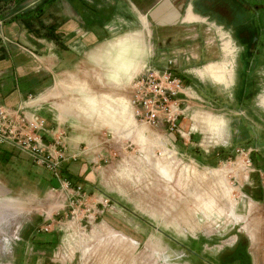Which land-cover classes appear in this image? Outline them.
Listing matches in <instances>:
<instances>
[{
    "label": "rangeland",
    "instance_id": "374dc122",
    "mask_svg": "<svg viewBox=\"0 0 264 264\" xmlns=\"http://www.w3.org/2000/svg\"><path fill=\"white\" fill-rule=\"evenodd\" d=\"M39 1L25 0L19 8L34 7ZM156 1L141 0L136 7L134 0H80L85 6L90 3L105 8L102 20L107 21L111 32L107 41L90 51L104 50L119 37L141 33L145 54L130 76L120 72L117 88L110 92L113 100H102L109 105L98 110L118 129L116 132L97 114L87 116L91 111L88 94L98 96L107 90H90L81 85H87L98 75L105 79L106 72L111 70L108 65L99 66L85 56L73 67L75 79H68L66 94L57 98L71 114L68 122L73 121L90 135H99L104 140L102 152L92 155L98 161L92 168L97 169L100 163L103 169L102 174L95 172L98 189L94 194L85 191L86 199H80L73 189L75 183L70 181L72 184L67 188L60 185L51 171L36 165L25 153L15 147L6 153L0 145V171L4 165L8 175L4 181L12 190L0 198V209H20L22 204L18 200L24 203L15 221L0 224V248L4 250L1 259L5 264H234L240 260L246 264H264V107L252 106L256 98L250 107L248 102L245 104L248 106L240 108L236 99L233 101V97L223 92L224 86L207 78L203 80L205 85L198 84L200 78L196 72H186L196 65L193 58L189 62L180 60L175 72L195 85L205 100V103L190 101L186 125L196 129L199 136L211 137L204 138L205 142L199 140L194 149L188 147L181 156L175 150L169 151L161 141L149 140L151 135L156 137L154 133L166 129L163 125L153 129L136 120L143 139L125 135L128 129H133L125 128L122 122L131 110L130 79L147 60L160 66L171 55L170 51L176 49L199 53L203 63L228 62L214 30L206 23L218 25L219 21L203 19L197 30L190 24L156 27L147 13ZM249 2L252 4L254 0ZM64 3L67 5L66 0ZM1 6L9 12L14 1L2 2ZM182 7L181 13L185 10ZM140 14L146 16L149 33ZM118 15L122 22L109 27L108 17L113 16L114 21ZM249 17L254 16L244 11L242 22ZM252 29L247 39L256 35L263 45L259 47V62L257 55L246 47L239 51L238 96L254 89L255 71H260L258 66L264 60V31L258 33L255 27ZM195 31L199 34L191 36ZM230 36L235 40L236 36ZM145 45L151 49L146 51ZM236 46L239 48L238 43ZM108 51L113 54L116 47ZM252 58L259 65L251 67ZM252 96L253 93L249 98ZM100 102L98 98L95 104ZM206 109L214 113L213 117L221 116L225 120L221 129L204 132L195 122L190 124L191 115ZM58 117L56 121L67 129L68 122ZM183 122L180 125L185 128ZM193 139L197 140L198 136L194 135ZM239 148L251 150V169L244 167L243 157L236 152ZM7 159L11 161L7 163ZM42 226H48L49 230L37 232ZM27 243L34 248L32 254L26 249Z\"/></svg>",
    "mask_w": 264,
    "mask_h": 264
},
{
    "label": "crops",
    "instance_id": "0c3cea01",
    "mask_svg": "<svg viewBox=\"0 0 264 264\" xmlns=\"http://www.w3.org/2000/svg\"><path fill=\"white\" fill-rule=\"evenodd\" d=\"M66 1L68 6L64 3V0H56L54 2H57L55 5L53 3L43 9V15L40 17L42 26L40 35L35 34L29 29V27L24 25L21 20V13L28 8V5L16 10L12 9L9 12H7V10L0 11V106H6L12 109L16 108L24 102L28 95H32L34 99L39 98V101H34L33 106H40L38 114L44 116L49 124H56V116H59L60 119L62 118L68 122L71 114L67 111V106H64V102L61 103L57 98H61L66 94L65 87L67 86L66 83L68 82V79H75L72 70L73 67L87 56L90 59H93L99 66L108 65L111 69L106 72L104 76L106 77L105 79L98 75L94 79L92 78V81L87 83V85L84 83L81 84L90 90L95 89L101 91V88L107 90V92H101L98 96L88 94L89 104L91 105L89 110L91 111L90 113H87V116L97 114L102 118L101 121L104 118L105 123L113 128V123L110 120H107V117L98 110L103 109V106H106L107 104H103L102 100H113L110 92L117 88L116 81L120 76V72L130 76L134 69L139 66V63L145 54L143 53L144 50L141 48L143 47V41L140 37L142 34L140 33L139 35V33H136L134 35L122 36L117 38L115 43L109 44L104 50L100 48L98 50L95 49L90 51L101 42L107 41L108 35L111 33L107 29V21L104 22L102 20V12L104 11L105 13L106 10L104 7H100L97 4L92 5L89 3L88 6H85L80 0ZM140 1L141 0H134L136 7H138ZM210 1L211 0H184L182 3H175L174 0H157L149 7L151 9L147 13L156 27L190 24L193 29L195 28V30H197L202 26L203 19H206V16H209L214 20L216 19L214 16H210L208 9H204V7L201 6L202 2ZM212 1H216V3L218 1L222 2V0ZM182 6L185 8L183 13L180 12L183 9ZM69 7L70 11L68 10ZM112 17L113 16L108 17L109 27L115 25L114 23L116 22H122L120 19L122 18L121 16L118 15L114 21L112 20ZM139 18L145 26L146 31L149 33L146 16L140 14ZM51 31L53 32L51 33ZM37 32L39 33V31ZM198 34L195 31L191 33V36ZM49 36H54L55 39L50 38ZM185 37L188 38L187 36ZM115 47V53L112 54L108 51V49H114ZM145 47L146 51L148 48L151 49V46L145 45ZM23 48H29L35 55L23 50ZM174 50L170 51L171 55L175 52ZM177 51L180 50H176V52ZM185 51L192 52V60L196 63V65H192L193 68L189 69L187 73L194 70L200 78L198 84L205 85L203 80L204 78H207L216 82L218 85L220 84L224 86L223 83L227 85V88L224 87V93H227L229 90L231 91V89L234 90L235 85L232 86V84L237 80L238 61H236L234 65H232L231 62H224L221 65H217V63L213 62L203 63L201 61L202 56L199 53L194 54L193 51ZM195 60H199L197 61L198 64ZM148 61L149 60L145 62L139 73L145 69V66L149 65ZM139 73L130 79L131 92L133 84L132 80ZM75 81L78 82V79ZM79 83L81 82H78V84ZM208 86L213 89L210 84H208ZM86 87H84L85 90ZM262 96L264 98V95ZM98 98L102 103L100 102V104L97 105L95 103ZM123 102L127 103L126 100H123ZM248 102L249 101L246 103ZM126 103L125 106H127ZM263 104L264 99L261 105ZM108 105L109 103L107 106ZM243 106L244 104H241L240 108ZM263 107L264 106L260 108ZM260 110L263 111V109ZM127 115L128 116H123L125 117L122 121L124 122L123 126L127 129L133 127V129H128L129 131L125 133V135L127 137H137L139 140L143 139V131L141 130V133L139 127L135 126L136 119L135 117L133 119L132 112L129 111ZM253 115L259 118L257 113L254 112ZM76 116L79 115L76 114ZM192 117L195 125L200 126L204 132L210 131L212 128L221 129L220 127H223L225 123V120L221 116L213 117L209 113H195ZM186 122L187 121L183 122L185 124V128L183 127V135L178 133L169 134L164 128L161 133H154L156 137H152L153 135H151L149 140L161 141L164 146H169L170 150H175L176 154L182 156V154H186L185 149H188V147L194 149L193 146L197 145L199 140L202 141V136L195 133L196 129L192 127L189 128L186 125ZM191 123L192 122L190 121V124ZM67 127L69 130H67L68 128L66 129V142L69 145V148L72 151L80 150L81 152L79 157L74 161L72 160L62 164L61 174L76 185L80 184L84 191L88 192V195L94 194L98 189L95 185L97 179V174L95 172L102 174L101 171H103V169L101 168L100 163L97 166L98 170L95 169V167L92 168L98 163V161L95 160L96 158H93L95 156L92 155L100 154L102 152L101 150L104 148V140L99 135H90L88 131H84L73 121L68 122ZM113 129L115 132L118 130L115 128ZM194 135L198 136L197 140L193 139ZM207 137L210 138L211 136L207 135ZM2 146H4L3 149L6 150V153L9 151L7 149L13 147L9 144H2ZM192 153L195 154V152ZM10 161L8 160L7 163ZM2 168L3 169L0 171V198H2V196H7L8 193L12 192L7 185L8 182L4 181L6 177H8L5 173L6 170L4 169V165ZM2 181H4V183H2ZM8 197L10 198L11 196ZM18 201L22 204L20 209L17 207L16 209H0V224L1 222H7L8 225L11 221L16 220V217L21 213L24 206V203L21 200ZM3 211H8L9 213L3 215ZM5 218L8 219L4 221Z\"/></svg>",
    "mask_w": 264,
    "mask_h": 264
},
{
    "label": "built area",
    "instance_id": "2783aa9c",
    "mask_svg": "<svg viewBox=\"0 0 264 264\" xmlns=\"http://www.w3.org/2000/svg\"><path fill=\"white\" fill-rule=\"evenodd\" d=\"M206 23L209 28L214 30L224 59L234 65L240 51L236 46V41L232 40L227 30H223L222 25ZM227 42L232 51H227ZM23 50L35 55L29 48H23ZM191 58H193L191 52L185 50L174 52L171 56L165 58L162 65L153 66L149 64L133 78L129 105L137 121L152 128H160L163 125L169 134H184L180 122L188 119V109L191 108L190 101L205 103L195 86L184 81V78L182 77V79L175 72L180 60L189 62ZM223 85L227 88V85L224 83ZM227 95L233 97L230 90ZM260 97L261 95H258L255 102L258 107L264 106L260 103ZM33 104L34 97L28 95L24 102L16 108L0 106V145L9 144L17 147L30 157L36 165L51 171L53 178L60 185L67 188L72 183L61 174V166L64 162L77 159L81 151H72L66 142V129L59 121H56V124H49L44 116L38 114L40 106H33ZM205 113L214 116V113L208 111V109L203 112V114ZM189 120L192 123L194 122L193 117ZM204 138L208 137L203 136L201 139L203 142L206 141ZM165 147L170 150L169 146L166 145ZM236 152L243 157L244 167L251 169V150L249 152L239 148L236 149ZM74 186L73 189L79 194V198L86 199L87 195L82 186L80 184ZM46 230H49L48 226H42L37 232H46ZM26 249L29 254H32L34 250L29 243H27ZM3 255L4 250L0 248V264H5L1 259Z\"/></svg>",
    "mask_w": 264,
    "mask_h": 264
},
{
    "label": "flooded vegetation",
    "instance_id": "af4514ba",
    "mask_svg": "<svg viewBox=\"0 0 264 264\" xmlns=\"http://www.w3.org/2000/svg\"><path fill=\"white\" fill-rule=\"evenodd\" d=\"M201 6L204 7V9H208L210 12V16H214L217 19V22H220V25H222L223 27L227 25L229 26H227V31L230 35H232V37L233 35L234 37L236 36L237 39L235 38V41L239 45L240 52L243 51V47H246V49L252 52L253 55H257V62H259L258 55L261 52L259 47L263 45V42L256 35H253L250 39L247 38L249 37L248 33L252 32V28L254 27L255 30L258 31V33H262V31H264V23L261 24L262 19H264V0H254L252 4L249 2V0H222V2L218 1L217 3L216 1L211 0L210 2H202ZM247 10L250 11V14L254 17H249V21L247 20L242 22L243 12H246ZM206 18L210 17L206 16ZM258 18H260V20H258ZM250 21L254 23H250ZM240 44L242 46H240ZM253 64H258L256 63V59L254 58L249 60V65L251 67L253 66ZM261 64L262 65L258 64L260 71H255L257 82L254 81V89L248 94L242 93L238 96L236 92L238 81H234L232 86L235 85V88L234 90L231 89L233 101L234 99H236V103L240 105H245V103L249 101V106H245L250 107L251 102L253 103L254 98L257 99L258 95H264V60L263 63L261 62ZM252 93L253 96L249 98ZM255 102L252 105L258 107ZM236 262H234V264H246L242 260Z\"/></svg>",
    "mask_w": 264,
    "mask_h": 264
},
{
    "label": "trees",
    "instance_id": "16d2710c",
    "mask_svg": "<svg viewBox=\"0 0 264 264\" xmlns=\"http://www.w3.org/2000/svg\"><path fill=\"white\" fill-rule=\"evenodd\" d=\"M6 1H10V0H0V11L3 10V7L1 6V3L2 2H6ZM13 1H14V7H12V9L16 10V9H20L19 5L22 2H24L25 0H13ZM55 1L56 0H41L34 7H28L24 11H22L21 20L24 23V25L29 27V29L32 30L35 34L40 35L41 34V29H42L40 17L43 15V12H44L43 9L46 6L53 4ZM37 31H39V33ZM52 32L53 31H51V33ZM47 36H48V34H47ZM50 38L55 39L54 36L50 37ZM184 81H186V80L184 79ZM186 82L188 83V81H186ZM257 158H258V161H259V156H257Z\"/></svg>",
    "mask_w": 264,
    "mask_h": 264
},
{
    "label": "bare ground",
    "instance_id": "6f19581e",
    "mask_svg": "<svg viewBox=\"0 0 264 264\" xmlns=\"http://www.w3.org/2000/svg\"><path fill=\"white\" fill-rule=\"evenodd\" d=\"M226 45H227L226 48L228 47V50H227V51L231 50V47L229 46V43H228V42L226 43ZM226 48H225V49H226ZM231 51H232V50H231ZM263 99H264V98H263V96L261 95V97H260V103H262ZM34 101H35V102H36V101H39V98H35ZM130 109H131V107H130ZM131 110H132V109H131ZM131 110H130V112H132ZM132 117H133V119H134L133 112H132ZM134 121H135V120H134ZM135 126H136V127L138 126V124H137L136 122H135ZM228 188H229V189H232V191H233V188H232V187L229 186Z\"/></svg>",
    "mask_w": 264,
    "mask_h": 264
}]
</instances>
